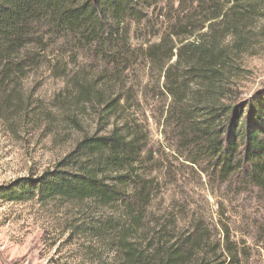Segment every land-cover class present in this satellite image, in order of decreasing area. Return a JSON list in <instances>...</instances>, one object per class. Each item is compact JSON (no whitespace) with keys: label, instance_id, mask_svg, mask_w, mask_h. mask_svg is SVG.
I'll list each match as a JSON object with an SVG mask.
<instances>
[{"label":"trees","instance_id":"trees-1","mask_svg":"<svg viewBox=\"0 0 264 264\" xmlns=\"http://www.w3.org/2000/svg\"><path fill=\"white\" fill-rule=\"evenodd\" d=\"M138 33L145 41L134 45ZM263 50L264 0H0V118L49 121L25 87L46 67L64 80L54 107L83 134L50 170L1 185L0 200L78 205L95 231L113 234L120 264H240L202 218L180 226L148 209L161 177L177 182L175 164L264 197V88L242 87L245 59ZM79 53L86 66L74 73L54 56L72 64ZM147 99L170 127L171 162L152 145Z\"/></svg>","mask_w":264,"mask_h":264},{"label":"rangeland","instance_id":"rangeland-1","mask_svg":"<svg viewBox=\"0 0 264 264\" xmlns=\"http://www.w3.org/2000/svg\"><path fill=\"white\" fill-rule=\"evenodd\" d=\"M141 29L135 27L136 31ZM136 37L134 45L145 41L140 33ZM79 54L72 64L63 54L54 56L67 65L68 73H74L86 66L84 55ZM245 65L251 74L242 87L244 95H252L264 88V50L246 58ZM134 76L140 79L141 86L148 80L143 68ZM33 86L37 90L34 101L49 114V121L25 126L21 115L7 121L0 118V186L50 170L83 135L64 123L63 113L53 105L54 96L64 86L63 79L54 78L45 67L25 85L27 89ZM146 101L143 110L149 118L152 145L160 157L171 162L173 147L166 145L162 134L170 127L162 119L157 122L155 102ZM46 112L35 116L44 119ZM10 123L14 128H10ZM82 123L84 133L93 132L92 117ZM173 167L177 182L161 177L163 189L148 209V217L174 213L180 226L188 225L192 218H202L212 240L218 241L221 248L228 245L239 252L240 264H264L261 193L256 189L238 193L233 186L212 185L201 172L194 173L177 164ZM82 213L72 203L14 204L0 200V264H120L113 234L95 231L93 220Z\"/></svg>","mask_w":264,"mask_h":264},{"label":"water","instance_id":"water-1","mask_svg":"<svg viewBox=\"0 0 264 264\" xmlns=\"http://www.w3.org/2000/svg\"><path fill=\"white\" fill-rule=\"evenodd\" d=\"M176 59V56L171 60L170 64L173 63Z\"/></svg>","mask_w":264,"mask_h":264}]
</instances>
